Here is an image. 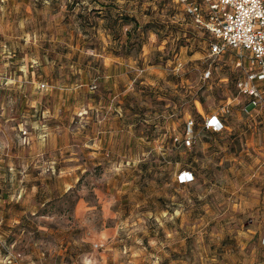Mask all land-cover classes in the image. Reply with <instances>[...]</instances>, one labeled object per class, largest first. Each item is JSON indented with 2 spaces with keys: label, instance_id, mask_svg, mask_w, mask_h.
<instances>
[{
  "label": "rangeland",
  "instance_id": "1",
  "mask_svg": "<svg viewBox=\"0 0 264 264\" xmlns=\"http://www.w3.org/2000/svg\"><path fill=\"white\" fill-rule=\"evenodd\" d=\"M99 1L167 35L121 56L123 34L93 13L80 26L96 2L0 0V264H159L171 247L184 264H264V111L236 89L237 52L209 56L174 0ZM227 103L225 127L204 129Z\"/></svg>",
  "mask_w": 264,
  "mask_h": 264
},
{
  "label": "built area",
  "instance_id": "2",
  "mask_svg": "<svg viewBox=\"0 0 264 264\" xmlns=\"http://www.w3.org/2000/svg\"><path fill=\"white\" fill-rule=\"evenodd\" d=\"M174 1L182 5L194 25L214 37L215 41L210 43L209 56H217L225 48L237 52L235 65L242 67L243 77L236 80V89L246 97V106L264 111V0ZM221 111L222 114L208 115L202 127L211 132L224 128L223 113L229 111L228 103ZM193 124L191 118L187 119L184 133L180 139L174 137V140L189 146L194 139ZM179 175L180 182H185L190 180L192 173L182 171Z\"/></svg>",
  "mask_w": 264,
  "mask_h": 264
},
{
  "label": "trees",
  "instance_id": "3",
  "mask_svg": "<svg viewBox=\"0 0 264 264\" xmlns=\"http://www.w3.org/2000/svg\"><path fill=\"white\" fill-rule=\"evenodd\" d=\"M92 3H97L98 7H88L86 5L81 7V10L77 13V16L80 20V26L83 30L84 27H94L93 23L89 21V16L91 13H93L96 17L101 19V29L103 30L104 34L110 38V40H117L119 39L120 35H124V42L120 45L118 49H114L113 51L115 53L120 52L121 56H128L131 52V50H135L136 52L140 49L144 38H145V31L147 29H152L153 32L158 36V32L160 30L164 31V35H167V32L165 29V23L164 20L161 21L160 19L156 18L154 20L150 19L149 21H146L145 23H140L138 20V16L135 13H129L122 9L121 12H112V2H104L99 0H90ZM78 2V0H77ZM146 10L148 12H151V7H147ZM131 27L126 28L123 32L122 26L125 24H131ZM168 23V22H167ZM97 24V22L95 23ZM168 27H171L167 25ZM180 36L179 38H185V31L182 32V29H179ZM85 32V31H83ZM184 33V34H183ZM185 36V37H183ZM91 57H88L87 59H90ZM85 66V65H83ZM92 70L97 71V69H102V66L97 63V61L93 62ZM137 116L136 112H132L131 115ZM141 166V165H140Z\"/></svg>",
  "mask_w": 264,
  "mask_h": 264
},
{
  "label": "crops",
  "instance_id": "4",
  "mask_svg": "<svg viewBox=\"0 0 264 264\" xmlns=\"http://www.w3.org/2000/svg\"><path fill=\"white\" fill-rule=\"evenodd\" d=\"M148 254L151 255L150 253ZM179 254L180 253L173 247H171L169 253H158V257H160L159 264H184V262L180 261Z\"/></svg>",
  "mask_w": 264,
  "mask_h": 264
}]
</instances>
